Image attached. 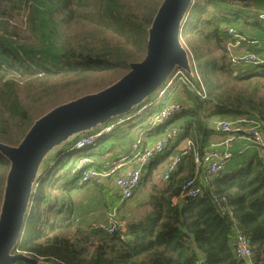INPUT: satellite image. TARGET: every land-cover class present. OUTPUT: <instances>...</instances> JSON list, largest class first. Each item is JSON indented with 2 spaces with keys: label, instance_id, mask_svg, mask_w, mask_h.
Wrapping results in <instances>:
<instances>
[{
  "label": "trees",
  "instance_id": "1",
  "mask_svg": "<svg viewBox=\"0 0 264 264\" xmlns=\"http://www.w3.org/2000/svg\"><path fill=\"white\" fill-rule=\"evenodd\" d=\"M38 1L48 6V43L58 47L56 55L31 47L16 49L14 41H38L33 0H0V144L13 147L48 113L39 105L44 99L50 103L53 98L48 95L61 89L54 79L83 83L98 75L122 73L120 80L131 64L141 62L147 52L148 31L163 0H137L135 4L130 0ZM236 1L193 0L187 11L181 40L191 61L196 59L191 63L192 73L177 68L187 80L180 76L181 80L169 86L171 77L159 91V97L180 102L184 109L156 130L164 132L170 124L178 129L166 156L180 153L186 141L192 148L182 156L167 187L151 192L146 205H135L146 206L148 211L139 217L130 212L124 220L118 218L125 223V231L114 234L76 220L73 193L88 185H80L81 171L105 168L102 159L132 148L139 140L131 138L134 126L129 120L95 146L80 150V160L89 161L81 169L69 160L60 163L64 149L79 151L73 150L75 144L90 133L80 134L56 156L44 160L14 253L43 264H243L234 246L236 236L242 234L256 262L264 264V160L255 147L235 156L219 177L204 179L198 198L179 206L172 203L195 177L194 152H202L217 134L213 120L230 116L264 124V65L235 66L231 61L244 53L264 58V38L247 34L249 30L264 34V21L252 11L256 7L264 10L259 4L264 0H242L254 3L242 8ZM16 17L22 24L13 23ZM27 28L29 36L22 39L20 29ZM176 82L182 87L181 94L169 92ZM152 116L144 125L148 137ZM9 170L10 162L0 152V207Z\"/></svg>",
  "mask_w": 264,
  "mask_h": 264
},
{
  "label": "water",
  "instance_id": "2",
  "mask_svg": "<svg viewBox=\"0 0 264 264\" xmlns=\"http://www.w3.org/2000/svg\"><path fill=\"white\" fill-rule=\"evenodd\" d=\"M192 3L193 0H163L148 31L145 58L131 64L130 71L119 81L52 109L35 122L19 146L0 144V152L10 162L0 211V264H43L14 250L39 170L51 150L97 130L112 118L130 114L160 89L175 69L192 73L190 55L181 40Z\"/></svg>",
  "mask_w": 264,
  "mask_h": 264
},
{
  "label": "built area",
  "instance_id": "3",
  "mask_svg": "<svg viewBox=\"0 0 264 264\" xmlns=\"http://www.w3.org/2000/svg\"><path fill=\"white\" fill-rule=\"evenodd\" d=\"M235 3L237 7L242 8L246 5H250L252 1L237 0ZM254 12H256L259 15V18L264 21L263 9L256 8L254 9ZM231 61L235 66L240 63L255 64L259 66L264 65V58L257 57L251 53L233 56ZM183 74L184 72L176 71L173 79L168 85L171 86L174 80L179 81L182 78L187 80ZM180 76L182 78H180ZM164 94L165 92H162L161 96ZM152 105L151 102L143 104L140 108L134 109L130 113V117L123 118L124 116H121L116 120L115 124L108 123L102 129L91 132L88 136L81 138L75 144L73 150L80 151L95 146L97 142L112 133L116 126L122 125L132 118L137 117L141 111H147ZM183 109L184 106L180 102L175 101L167 104L152 118L153 129H156L157 126L167 122ZM215 129L217 133L227 135V138L222 143L209 145L202 152H194L195 177L184 184L180 194L173 198V205L179 206L188 199L198 198L201 194V182L204 179L219 177L235 156L243 154L249 148L255 147L258 150L260 157L264 160V124L259 120L254 118H237L234 120L222 119L216 123ZM177 134L178 129L172 128L165 132L153 144L144 148H141L142 140H138L133 146V155L108 165L101 170L90 167L81 171L80 185L93 184L99 187H105L107 181L112 180L113 185L118 190V195L122 202L131 200L140 187L144 170L153 160L166 151L170 142L177 136ZM240 139L246 140V143L236 147ZM191 148L192 143L189 141L187 147L174 156L162 176L164 182L168 183L172 174L176 171L181 162L182 156L186 155ZM88 162V160H82L77 168L81 169L82 166ZM96 227L103 229L110 234L125 231V223L118 219L116 210L109 213L105 225ZM234 246L236 257L240 262L243 264H261L256 262L250 243L244 235L238 234L236 236Z\"/></svg>",
  "mask_w": 264,
  "mask_h": 264
},
{
  "label": "rangeland",
  "instance_id": "4",
  "mask_svg": "<svg viewBox=\"0 0 264 264\" xmlns=\"http://www.w3.org/2000/svg\"><path fill=\"white\" fill-rule=\"evenodd\" d=\"M130 1H131V3L135 4V2L137 0H130ZM162 2L163 1H161V4H162ZM159 3H160V1H159ZM259 4L264 5V3L262 1H259ZM47 9H48L47 5L41 3L38 0H33V6L31 7V13L34 14L36 24L38 26V30L36 32V34L38 36V41L32 42L31 44H26L23 41H18V42L14 41L13 46H15L16 49L20 50V49H22V47H27V48L31 47L32 49L34 48L37 50L49 51L54 55H56L58 53V47L53 46V45H49V43H48V38L50 35V25H49V21H48V16L46 14ZM257 9H259V8H257ZM252 11L254 12V9ZM254 13H256V12H254ZM13 23L15 25H20V24H22V19L16 17L13 20ZM29 32L30 31L27 28V29H23V30L20 29L19 33H20L22 39H24V36H29ZM248 32H250V33H247L248 35L252 33V35H255V37L258 38L259 40H263V38H264V34L260 31L256 32V30L255 31L249 30ZM37 42H39V43H37ZM49 52H46V53L50 54ZM195 61H196L195 58L192 59V61H191V57H190V65H192L191 63H193ZM244 69H246V68H244ZM248 69L252 70V72L256 71V69H254V67H252V66H249ZM176 70L177 69L174 70L173 74L169 78L172 77V79H173V76H174V73ZM121 76H122V73L117 74V75H115V74L98 75V76H95L93 78H90L88 80V82H83V83H71L70 82V84L68 83V80L66 78L58 77V78L54 79V81H53V82H59L60 83L61 89L58 91V93L55 95L41 94V96H43V97L48 95V97L50 99L53 98L54 100L52 99V101L50 100L51 101L50 103L49 102L47 103V102H44V100H45L44 99L39 106H41L44 111L49 112L52 109H54V108H56L62 104H66L68 102L76 100V99L80 98L81 96H85V95H89V94L99 92V91L105 89L106 87H108L109 84H113V83L117 82ZM176 84H178V85H176ZM176 84H174L171 88H168L169 92L172 93L173 91L177 90L178 93L177 92L176 93L181 94L182 93V90H181L182 87L179 86V82H176ZM165 86H166V82L164 85H162V87H160V89L155 91L153 94H151L148 97V99H146L144 101L143 104H146L149 102L153 103V107H151L148 111H141V113L137 117L131 119L132 120L131 125L134 126L132 129L133 133H132V135H130L131 138L139 139V140L156 139L157 137H161L165 132H167L168 130H170L173 127V125L170 124L166 127L167 129L164 132H159V133L157 132L156 129H153L150 132L151 137H148L146 135L147 130L144 127L146 122L149 120V117H151L154 114L152 116V118H153L167 104H169V101L165 97H159V91L164 89ZM143 104L138 106V108H140ZM130 115L131 114H126V115H124L123 118H128V117H130ZM118 118L119 117L112 118L108 123L109 124H111V123L115 124L116 120ZM218 118L219 119H230V118L234 119V117H230V116L218 117ZM106 125L100 126L97 130L102 129ZM52 151L53 150H51L49 152L51 154V155L49 154V156L54 157V156H56L59 149L57 148L53 152ZM82 157H83L82 152H80V151L70 152V151H68V148H65L64 149V155L60 157V163L69 160L72 163L77 164V166H78L82 161V160H80ZM158 157H157L158 159L156 161H154V164L155 165L161 164L159 172H156V173H153L152 175H150V173L148 171L145 174L146 175L144 177L145 179H143L144 180L143 184L139 187V189L137 190V192L135 193L134 197L131 200H128L126 203L120 202L121 198L118 200H112L113 198H115L113 196V194L115 193V188L113 185V181L109 180L106 183V187L101 188V187L93 185V184H88L89 186L85 185L84 188L80 189V192L82 195V196H79L80 197L79 198L80 205H82L84 201H88L90 203L89 204L90 207H89V210L87 213H91L92 211L98 212L100 209L102 211L104 208H105V212H106L105 205H107L106 201H108L109 206H112V205L118 206V209H119V213L117 212L118 216L120 219H123V220L125 217H127L129 215L130 212L132 213V215L134 217H139L140 215L144 214L145 212L148 211V207L145 206L142 209H140L138 207L135 208L136 207L135 205L138 203L146 205L149 201V196H150L151 192H160L166 188L167 184L163 183L162 178L156 179V177H157V175H160V174H162V172H164V166L166 165L167 160H169V162H171V160L174 158V154H170L169 156H166V153H163L162 155H159ZM79 160H80V162H79ZM147 182L149 183L148 185H146ZM103 189H105L104 192H103ZM107 194H111L110 200L108 199ZM0 211H1V207H0ZM106 213H108V212H106Z\"/></svg>",
  "mask_w": 264,
  "mask_h": 264
},
{
  "label": "crops",
  "instance_id": "5",
  "mask_svg": "<svg viewBox=\"0 0 264 264\" xmlns=\"http://www.w3.org/2000/svg\"><path fill=\"white\" fill-rule=\"evenodd\" d=\"M234 119L233 118H230V119H227V120H234ZM219 120H222V119L217 118L215 121L213 120V123H212V127L213 128L216 127V123ZM159 138L160 137H157L156 139L142 140L141 146L142 147H147V146L153 144ZM226 138H227V135H223V134L217 133L216 136L212 138V141H211V144L210 145L222 143ZM188 142L189 141H186L185 143L181 144L180 152L187 147ZM245 143H246V140L240 139L238 141L236 147H239V146H241L242 144H245ZM129 148H125L123 150H119L115 154V156L110 155V156L106 157L105 159H102L101 163L104 164V167H106L108 165H111L113 163H116V162L120 161L123 158H126V157L130 156L129 154H126V152L132 151L133 150V147L130 148V149ZM248 150H249V152H252L254 149L253 148H249ZM133 154H134V150H133V153H131V155H133ZM157 159L158 158H156L155 160H153L149 164V166L144 170V172H143V178L146 176L145 174L148 171H149L150 175H152L153 173L159 172V169H160L161 164H158V165L157 164L156 165L154 164V161H156ZM169 163H170L169 160H167V163L164 166V172L166 171L167 166L169 165ZM164 172H162V174H160V175H157L156 179L157 178H162ZM163 183L167 184V182H164V181H163ZM148 184L149 183L147 182L146 185H148ZM114 188H115V186H114ZM104 191H105V189H103V192ZM79 196H82L80 190L75 191L73 193V198H74V201H75V216H76V220L79 221L80 223H83V224H86V225H94V226L105 225L107 223V218H108L109 213H111L114 210H116V212L119 213L118 206H113V205L112 206H109L108 201H106V204L107 205H105L106 212H108V213L105 212V208L102 211L100 209L98 212L92 211L91 213H87L88 210H89V207H90V205H89L90 203L88 201H84L83 204L80 205V201H79V198L80 197ZM113 196L115 198H113L112 200H118V199H120V197L118 195V190L116 188H115V193L113 194ZM107 197L110 200L111 194H107ZM120 202H122V201L120 200ZM118 213H117V216H118ZM118 218H119V216H118Z\"/></svg>",
  "mask_w": 264,
  "mask_h": 264
}]
</instances>
